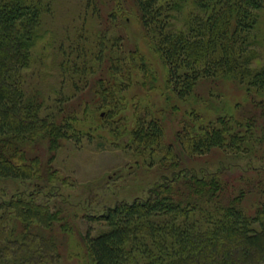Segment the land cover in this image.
Returning a JSON list of instances; mask_svg holds the SVG:
<instances>
[{"label":"trees","instance_id":"1","mask_svg":"<svg viewBox=\"0 0 264 264\" xmlns=\"http://www.w3.org/2000/svg\"><path fill=\"white\" fill-rule=\"evenodd\" d=\"M134 1L176 97L228 79L251 97L254 113L206 120L194 112L166 143L163 121L145 106L128 129L114 117L131 71L141 61L146 71L141 54L126 55L121 37L82 26L56 44L48 37L52 49L35 56L53 0H0V264H63L60 235L78 229L63 193L71 179L53 161L64 141L91 140L98 128L116 140L128 135L126 152L162 173L144 196L88 215L102 226L83 234L93 264H264V65L253 66L264 0ZM53 67L57 85L47 91L40 71ZM216 154L209 169L205 157Z\"/></svg>","mask_w":264,"mask_h":264},{"label":"rangeland","instance_id":"2","mask_svg":"<svg viewBox=\"0 0 264 264\" xmlns=\"http://www.w3.org/2000/svg\"><path fill=\"white\" fill-rule=\"evenodd\" d=\"M86 2L90 4L86 5ZM53 8V15L47 20L49 31L46 37L38 41L35 56L52 49L53 46L47 45L48 37L55 38L56 44L57 39L66 35L73 36L75 30L82 26L88 32L94 30L101 33L103 30L110 39L121 37L122 49L126 55L134 51L141 54L146 63V71L141 69L142 61L138 64L140 67L131 71L130 85L121 92V107L117 109L114 117H124L128 129L135 122L136 108L142 109L145 106L163 121L166 143L175 142V132L181 121L192 117L194 112L201 114L206 120L220 114L233 113L239 116L254 113L251 97L246 95L242 87L228 79L204 81L196 87L192 97L185 100L176 97L167 82L166 65L143 36L134 0H53ZM93 8L96 12L91 16ZM259 35L260 42L255 47L256 55L253 59L255 67L264 65V12ZM54 42L52 41L51 45H54ZM48 71H40V78L43 85H46V90L50 91L56 87L57 79L54 67ZM147 79L148 84L143 86ZM100 113L101 110H98L95 119L92 118L93 126L98 124ZM88 121L90 119H87ZM92 135L91 140L83 138L78 143L64 141L53 161V166L71 179V187H65L63 193L65 196L69 195L67 198L72 202L78 229V232L73 230L67 235H60L65 242L63 264H93L85 248L83 234L89 227L91 233L95 234L102 226L90 220L88 215L99 214L116 202L131 201L137 196H144L162 173L160 168H148L141 158L126 152L123 145L129 140L128 135L116 140L117 138L114 139L104 128L93 130ZM100 143L104 144L105 148L98 145ZM39 150L38 152H42ZM43 152L41 158L45 159ZM218 158V154L205 157L211 159L209 169L217 168ZM201 160L195 163L197 167L204 163V160ZM248 160L252 161L253 166L260 167V162L255 157ZM225 161L228 165L229 162ZM246 161H240V166L244 167ZM183 164L190 166L186 158H183ZM252 200V197H247L245 204L251 205Z\"/></svg>","mask_w":264,"mask_h":264}]
</instances>
